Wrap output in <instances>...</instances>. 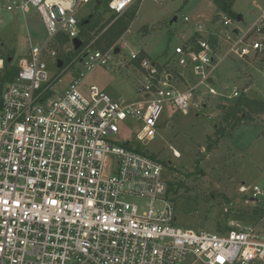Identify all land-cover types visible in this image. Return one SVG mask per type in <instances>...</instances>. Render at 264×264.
<instances>
[{
  "label": "built area",
  "instance_id": "1",
  "mask_svg": "<svg viewBox=\"0 0 264 264\" xmlns=\"http://www.w3.org/2000/svg\"><path fill=\"white\" fill-rule=\"evenodd\" d=\"M105 1L119 18L139 0ZM92 2L104 0H11L7 7L38 14L47 37L12 63L17 73L0 87V264H264L263 225L231 220L219 233L177 227L164 164L131 146L156 139L167 104L188 116L223 96L211 82L212 39L183 41L160 63L132 53L139 101L115 100L95 85L83 90L84 73L58 92L59 76L78 62L90 72L112 61L113 52L91 51L80 38V8ZM235 31L226 37L228 54L263 51V18ZM4 66L1 59L0 73ZM240 96L234 90L226 98ZM131 122L139 131L122 144L121 126Z\"/></svg>",
  "mask_w": 264,
  "mask_h": 264
},
{
  "label": "rangeland",
  "instance_id": "2",
  "mask_svg": "<svg viewBox=\"0 0 264 264\" xmlns=\"http://www.w3.org/2000/svg\"><path fill=\"white\" fill-rule=\"evenodd\" d=\"M139 1L122 19L127 21L136 12L129 30L108 50L114 53L109 65L98 66L89 72L78 62L74 69L61 75V82L56 87L58 92L84 73L83 90L95 85L119 100H141L143 96L138 89L142 78L139 69L131 63L132 53L144 52L154 62H165L184 34L199 23L205 24L207 39L220 37L221 46L216 48L215 55L223 57L229 52L227 35L238 28H250L261 14L253 5L254 0H240L237 6L244 21L226 15L232 20V25L226 27L223 21L205 20L211 12L207 0ZM218 1L226 5L231 2ZM9 5L11 0H0V60L13 56L12 63H15L16 59L27 56L32 44H42L47 34L38 14L9 11ZM79 17L82 21L80 38L91 47V51H100L93 45L104 33L100 31L103 25L111 22V26L119 19L108 9L105 0L101 6L94 2L81 6ZM185 18L189 21L186 22ZM85 21L89 24L83 26ZM117 49L119 53H116ZM70 62L66 61L67 65ZM50 68L55 72L52 66ZM214 77L218 81L215 88L223 96L211 99L210 110L202 111L199 118L195 117L194 111L186 116L167 104L153 142L142 146L133 141L139 127L131 122L121 126V143L133 141L131 146L164 164L165 176L173 188L169 197L176 209L177 227L219 233L231 220L264 226V118H258L259 124L245 126L239 132L233 130L212 152L207 151L208 143H204V128H209L212 123L222 124V107L234 105L243 95L250 99H264V49L245 59L231 54L217 66ZM234 88L239 89L241 96L228 100L226 97L232 96ZM208 113L215 116L210 118ZM243 124H250V121L241 126ZM174 150L180 152V157L174 155ZM254 187L260 190L257 197L254 196ZM243 188L249 190L243 192ZM129 201L142 202L135 197Z\"/></svg>",
  "mask_w": 264,
  "mask_h": 264
},
{
  "label": "trees",
  "instance_id": "3",
  "mask_svg": "<svg viewBox=\"0 0 264 264\" xmlns=\"http://www.w3.org/2000/svg\"><path fill=\"white\" fill-rule=\"evenodd\" d=\"M229 5L219 2L218 0H214L215 5L218 9L228 15L232 19H236L238 15L232 10V4L236 0H230ZM99 5V3H97ZM126 13L116 19V21L100 36L98 41L94 43V47L100 50L101 52L105 53L109 49H112L116 42L129 30L132 22L136 17V12H134L127 21L125 19ZM100 21H96V24H99ZM84 23V22H83ZM89 24V22H88ZM87 24V25H88ZM109 24H104L100 31H104ZM85 36V35H84ZM90 41L87 40V43ZM85 44V43H84ZM88 45V44H87ZM78 53L75 54V56ZM13 57V56H10ZM142 57H146L143 53ZM71 59H68L67 62H70ZM4 70L0 73V87L6 83L11 81L16 73L17 68L12 66V63L8 61V58L4 60ZM61 77V76H59ZM223 117H222V124L216 127V131L214 137L208 140L207 151L212 152L217 145L225 138L230 136L231 132L235 130L238 126H240L245 121L254 122L255 119L259 116L264 115V101L258 99H250L245 95L241 96L237 102L230 106V107H222ZM137 151H141L140 149L136 148ZM173 190L172 185H169V193ZM227 229V225L225 227Z\"/></svg>",
  "mask_w": 264,
  "mask_h": 264
},
{
  "label": "crops",
  "instance_id": "4",
  "mask_svg": "<svg viewBox=\"0 0 264 264\" xmlns=\"http://www.w3.org/2000/svg\"><path fill=\"white\" fill-rule=\"evenodd\" d=\"M240 0H236L233 4H232V10L237 14V15H239V13H240V9H239V7L237 6V4H238V2H239ZM207 2L209 3V6H210V9H211V12H210V16L209 17H206L205 18V20L207 21L208 19H210V20H213V22L214 23H217V22H219V21H215V18H216V16L217 15H222V17L223 18H226V15L224 14V13H222L219 9H218V7L215 5V2H214V0H207ZM138 3H140V1H138ZM100 5V4H99ZM253 5L255 6V8H257L259 11H261V14H260V16H258L257 17V19L254 21V24H252L251 25V27L250 28H246L245 30H241V31H249L252 27H254L256 24H257V22L260 20V19H264V0H254L253 1ZM139 7H140V4H139ZM242 16V15H241ZM222 18V19H223ZM238 18V17H237ZM188 19V18H187ZM229 19H231V18H229ZM177 19H175L174 21H176ZM188 21H189V19H188ZM188 21H186V22H188ZM222 21V20H221ZM220 21V22H221ZM242 21H244L243 20V16H242ZM240 22V21H239ZM132 25V24H131ZM109 26L110 25H108L107 26V28L104 30V32L109 28ZM131 27V26H130ZM205 28H206V26H205V24L203 25V24H199L198 23V25H196V27L194 28V29H192L191 31H189L188 33H186V34H184V36L182 37V39H181V42H180V44L183 42V41H186V40H188V39H192V38H202V39H207L206 37H205V34L207 35V33H206V31H205ZM235 30H239V28L238 29H235ZM213 38H217L218 39V42H219V44L218 45H216V47L218 48L219 46H221V39H220V37L218 38V37H213ZM213 38H211V39H213ZM179 44V45H180ZM142 54L144 53V52H141ZM145 54V53H144ZM146 55V54H145ZM231 54H226V55H224L223 57H217V62L218 63H216V67H215V69L212 71V76H213V80H215V83H214V86L216 87L217 86V84H218V81H217V79L214 77V73H215V71H216V68H217V66L225 59V58H227V57H229ZM146 57L148 58V56L146 55ZM133 65H135L134 63H133ZM136 67H137V65H135ZM138 69H139V67H137ZM139 71H140V69H139ZM140 75H141V71H140ZM75 79V78H74ZM73 79V80H74ZM72 80V81H73ZM71 81V82H72ZM216 89V88H215ZM217 90V89H216ZM234 90H238L239 91V89L238 88H234ZM218 91V90H217ZM219 92V91H218ZM240 92V91H239ZM241 94V93H240ZM113 99H115V100H119V99H117V98H114L113 97ZM225 99V98H224ZM256 99V98H255ZM259 100V99H258ZM137 101H139V100H137ZM262 101H264V99L262 100ZM211 100L206 104V106H205V108H204V110H203V112H207L208 110H210V108H211ZM203 112H200V113H195V117L196 118H199L201 115H202V113ZM209 114V117L210 118H213L214 116H215V114H210V113H208ZM205 115V114H204ZM264 118V115L263 116H259V117H257L256 119H255V121L254 122H250V124H243L242 126L240 125V126H238L236 129H235V132H239V130L240 129H242V128H245V126H247V127H251V126H254V125H256V124H259L260 122H258V118ZM220 121V120H219ZM219 123V122H218ZM218 123H215V124H211L210 125V127L209 128H204V143H208V140L210 139V138H212V137H214V134H215V129H216V127H218L219 125H221V124H218ZM159 126H160V124H159ZM235 132H234V134H235ZM176 152H179V151H177V150H175ZM179 154H180V152H179ZM181 155V154H180ZM253 199V198H252Z\"/></svg>",
  "mask_w": 264,
  "mask_h": 264
},
{
  "label": "water",
  "instance_id": "5",
  "mask_svg": "<svg viewBox=\"0 0 264 264\" xmlns=\"http://www.w3.org/2000/svg\"><path fill=\"white\" fill-rule=\"evenodd\" d=\"M222 18H223L222 15H217L216 18H215V21H221ZM237 20H238V21H242V16H241V15H238ZM87 24H88V22L85 21V22L83 23V26H86ZM235 32L238 33V30H236ZM217 43H218V39H217V38H213V39H212V45H213L214 47H216ZM82 44H83V43H82V41H81L80 39H75V40H74V45H75L76 49H79V48L82 46ZM119 52H120V50L117 49V50H116V53H119ZM58 66H59V68H62V67H63V62H62L61 60L58 61ZM211 82L215 83V80L211 79ZM253 200H255L256 202L259 201V199H257V198H253Z\"/></svg>",
  "mask_w": 264,
  "mask_h": 264
},
{
  "label": "flooded vegetation",
  "instance_id": "6",
  "mask_svg": "<svg viewBox=\"0 0 264 264\" xmlns=\"http://www.w3.org/2000/svg\"><path fill=\"white\" fill-rule=\"evenodd\" d=\"M8 61L12 63L13 57H8ZM5 65V64H4Z\"/></svg>",
  "mask_w": 264,
  "mask_h": 264
},
{
  "label": "bare ground",
  "instance_id": "7",
  "mask_svg": "<svg viewBox=\"0 0 264 264\" xmlns=\"http://www.w3.org/2000/svg\"><path fill=\"white\" fill-rule=\"evenodd\" d=\"M175 155H176V157H180V154H179L178 152H176V154H175Z\"/></svg>",
  "mask_w": 264,
  "mask_h": 264
},
{
  "label": "snow or ice",
  "instance_id": "8",
  "mask_svg": "<svg viewBox=\"0 0 264 264\" xmlns=\"http://www.w3.org/2000/svg\"><path fill=\"white\" fill-rule=\"evenodd\" d=\"M53 203H55V202L53 201Z\"/></svg>",
  "mask_w": 264,
  "mask_h": 264
}]
</instances>
